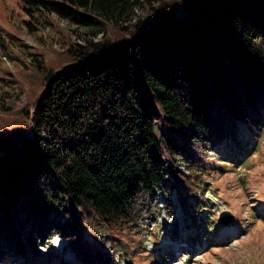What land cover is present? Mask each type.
<instances>
[{
    "label": "trees",
    "instance_id": "trees-1",
    "mask_svg": "<svg viewBox=\"0 0 264 264\" xmlns=\"http://www.w3.org/2000/svg\"><path fill=\"white\" fill-rule=\"evenodd\" d=\"M3 3L4 49L19 39L10 13L30 32L59 18L101 35L33 53L39 74L18 78L27 103H0V239L12 263L134 258L132 231L156 222L159 196L170 207L175 189L184 214L202 222L206 151L237 140L239 122L264 137V0ZM195 226L192 249L209 239ZM86 232L113 253L87 248ZM56 235L75 262L58 253Z\"/></svg>",
    "mask_w": 264,
    "mask_h": 264
},
{
    "label": "rangeland",
    "instance_id": "rangeland-1",
    "mask_svg": "<svg viewBox=\"0 0 264 264\" xmlns=\"http://www.w3.org/2000/svg\"><path fill=\"white\" fill-rule=\"evenodd\" d=\"M3 2L13 6L14 0H0V4ZM1 7L2 5L0 9ZM10 14H8L10 23L17 29L19 39L13 38L6 49L0 47V103H9L19 109L27 103L26 95L19 92V74H28V77L39 74L36 72L37 63L33 60V53L41 51L44 54H52V49L64 50L70 41L85 44L92 39L100 40L101 35L93 36L85 28L59 18H56L51 26L30 32L19 23L20 17ZM137 15L144 17V11L137 10ZM242 129H245V125L239 122L237 140H223L214 149L206 151L205 163L210 171L206 176V182L210 185L205 192L209 208L201 213L204 220L200 222L198 218L194 221L191 216L184 214L176 189L168 196L172 204L170 207L167 206L166 196L160 195L158 201L161 214H156L158 220L155 222L151 220L152 218H147L140 222V226L137 227L138 233L132 231L131 237L134 245L139 247V252L134 258L128 259L120 252L114 262L264 264V137L259 136L255 139L249 131H241ZM178 164L184 168L183 161H178ZM223 210H229L234 214L233 221L228 225L222 224L219 220ZM198 223L199 228L204 231V236L209 235V239L200 241L192 249L191 242L187 241V235ZM176 232L180 234L177 236ZM194 235L195 233L192 234ZM84 241L89 249L97 246L98 250L112 252L109 246H104L102 240L89 232L85 233ZM43 244H39L35 249L46 250ZM53 245L58 253H63L64 258L70 261L76 259L69 242L59 235L55 236ZM8 249L0 239V251L3 255L0 264H14L8 252H5ZM30 258V262L40 260L35 255H31ZM17 262L20 264V260ZM98 263L100 262H96ZM53 264L61 263L59 261Z\"/></svg>",
    "mask_w": 264,
    "mask_h": 264
},
{
    "label": "water",
    "instance_id": "water-1",
    "mask_svg": "<svg viewBox=\"0 0 264 264\" xmlns=\"http://www.w3.org/2000/svg\"><path fill=\"white\" fill-rule=\"evenodd\" d=\"M234 219V214L229 210H223L220 213L219 220L222 224L228 225Z\"/></svg>",
    "mask_w": 264,
    "mask_h": 264
}]
</instances>
